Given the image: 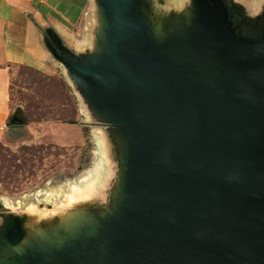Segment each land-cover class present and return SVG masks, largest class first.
Masks as SVG:
<instances>
[{
    "label": "water",
    "instance_id": "water-1",
    "mask_svg": "<svg viewBox=\"0 0 264 264\" xmlns=\"http://www.w3.org/2000/svg\"><path fill=\"white\" fill-rule=\"evenodd\" d=\"M92 1L88 47L44 43L102 126L111 204L49 232L5 218L0 264H264V25L193 0L169 31L146 0Z\"/></svg>",
    "mask_w": 264,
    "mask_h": 264
},
{
    "label": "rangeland",
    "instance_id": "rangeland-1",
    "mask_svg": "<svg viewBox=\"0 0 264 264\" xmlns=\"http://www.w3.org/2000/svg\"><path fill=\"white\" fill-rule=\"evenodd\" d=\"M91 2L86 32L93 22L98 25ZM232 2L246 16V25H264V0ZM146 4L152 21L171 31L180 17L190 14L193 0ZM12 73V116L19 111L24 126L9 127L0 142V226L5 218L19 216L25 226L49 232L62 225L61 214L63 220L75 214L71 209L77 203L87 213L101 210L108 201L110 206L116 164L106 158L98 130L102 126L77 92L62 75L46 80L20 67Z\"/></svg>",
    "mask_w": 264,
    "mask_h": 264
},
{
    "label": "crops",
    "instance_id": "crops-1",
    "mask_svg": "<svg viewBox=\"0 0 264 264\" xmlns=\"http://www.w3.org/2000/svg\"><path fill=\"white\" fill-rule=\"evenodd\" d=\"M91 0H0V142L12 116L11 81L16 67L47 77H64L46 48L45 32L53 29L78 49L89 46L86 17Z\"/></svg>",
    "mask_w": 264,
    "mask_h": 264
},
{
    "label": "flooded vegetation",
    "instance_id": "flooded-vegetation-1",
    "mask_svg": "<svg viewBox=\"0 0 264 264\" xmlns=\"http://www.w3.org/2000/svg\"><path fill=\"white\" fill-rule=\"evenodd\" d=\"M226 7L228 14H229V21L232 24V27L236 30L238 33L240 29H242L244 26H246L245 17L242 14L241 11H235L234 5L232 0H221Z\"/></svg>",
    "mask_w": 264,
    "mask_h": 264
},
{
    "label": "trees",
    "instance_id": "trees-1",
    "mask_svg": "<svg viewBox=\"0 0 264 264\" xmlns=\"http://www.w3.org/2000/svg\"><path fill=\"white\" fill-rule=\"evenodd\" d=\"M20 68H24V67H20ZM26 70H28V71H30L31 73H33L35 76H38V77H40V78H43V79H46V80H57L58 78L57 77H47V76H44V75H42V74H40V73H37V72H35V71H33V70H30V69H28V68H25ZM57 78V79H56ZM58 81H61V80H58ZM62 82V81H61ZM63 83V82H62ZM64 84V83H63ZM11 119H12V116H11V118H10V121H11ZM10 121H9V123H10ZM9 125V124H8ZM9 127H11L10 125H9Z\"/></svg>",
    "mask_w": 264,
    "mask_h": 264
}]
</instances>
